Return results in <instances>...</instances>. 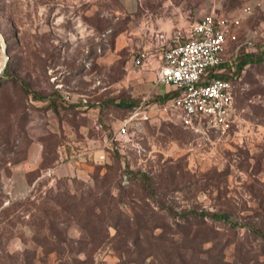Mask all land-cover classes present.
I'll use <instances>...</instances> for the list:
<instances>
[{
	"label": "rangeland",
	"instance_id": "374dc122",
	"mask_svg": "<svg viewBox=\"0 0 264 264\" xmlns=\"http://www.w3.org/2000/svg\"><path fill=\"white\" fill-rule=\"evenodd\" d=\"M197 1L141 0L130 17L118 0H0V61L7 56L8 65L0 79V264H264V238L252 230L264 232V0H219L227 16L249 7L240 31L256 37L255 62L240 67L250 52L229 49L216 73L241 77L229 134L197 136L157 110L126 154L115 151L104 162L96 156L85 173H47L15 198L5 178L35 138L48 147L58 142L46 132L47 109L68 113L65 123L78 125L81 108L65 90L84 92L88 108H98L97 130L107 136L144 98L159 104L137 80L142 68L132 58L144 49L149 23L162 27L165 18L190 15ZM165 207L177 216L227 212L239 225L193 213L179 219ZM126 219L141 220L138 245L118 235ZM159 236L158 248L137 256Z\"/></svg>",
	"mask_w": 264,
	"mask_h": 264
},
{
	"label": "built area",
	"instance_id": "2783aa9c",
	"mask_svg": "<svg viewBox=\"0 0 264 264\" xmlns=\"http://www.w3.org/2000/svg\"><path fill=\"white\" fill-rule=\"evenodd\" d=\"M251 13L248 7L241 16L228 18L209 11L190 23L183 36L168 40L162 33L154 34L151 47L140 50L131 64L140 68L151 65L153 83L171 86L175 95L159 104H147L144 98L134 105L111 126L96 160L104 162L115 151L126 154L157 110L170 112L176 124L194 135L229 134L236 123L235 88L241 77L209 74L225 62L227 42L237 40L235 27ZM253 38V34L247 35L243 45L254 50ZM73 95L87 103L85 95Z\"/></svg>",
	"mask_w": 264,
	"mask_h": 264
},
{
	"label": "crops",
	"instance_id": "0c3cea01",
	"mask_svg": "<svg viewBox=\"0 0 264 264\" xmlns=\"http://www.w3.org/2000/svg\"><path fill=\"white\" fill-rule=\"evenodd\" d=\"M118 1L121 4L123 12L130 17L135 16L141 8V0ZM195 6L196 7H193L192 10L189 9L190 15L187 14L188 11L186 10V12L184 11L183 14L181 12L178 16L165 18V22L161 25L162 27L159 26V21L157 20L155 22L156 24L152 22L149 23L144 32V37H141V43L144 45L143 47H151L153 35L156 33H162L168 40L176 35H185L190 23L196 21L200 16L209 11H214L219 15L229 18L238 16V14L232 16L225 15L223 12L224 3L219 0H202L201 2L198 0ZM235 32L237 34V40L227 42L224 50L225 59H227L226 57L229 54H233L234 52L237 53V50H239L241 46L244 47L246 52H254L250 47L243 45L247 35H254V33L249 31L245 33L243 37V31H240V26L235 27ZM229 49H231L233 53H230ZM129 78L130 76L128 79ZM137 78L139 82H142L141 86L147 88L149 94L156 96L159 100L166 95L175 94L171 86L162 83H153L154 71L151 65L142 67V73L139 74ZM65 92L69 98H73L70 101L73 103L72 105L75 108H81V111L76 113V118L82 122L77 120V126H69L65 123V119L69 115L68 113H55V111L50 108L45 111L43 117L49 122L46 126V132L51 135L53 140L55 139L58 142L48 147L45 140H43L44 138L37 135L39 137L31 141L23 158L9 165L8 174H5V178L10 184L11 194L14 198L26 194L35 181L39 180L42 175L47 173H52L60 177L87 172L90 167L89 163L101 151L102 141L107 135L97 130L98 123L96 122L98 120V108H88L86 103H81L80 99L73 95H85L84 92H77L74 90H65ZM67 95L64 94L63 98H67ZM62 134L64 136L61 141L60 138ZM77 146L80 148H77ZM97 146L99 147L98 150H96ZM74 235V232L70 233V236Z\"/></svg>",
	"mask_w": 264,
	"mask_h": 264
},
{
	"label": "trees",
	"instance_id": "16d2710c",
	"mask_svg": "<svg viewBox=\"0 0 264 264\" xmlns=\"http://www.w3.org/2000/svg\"><path fill=\"white\" fill-rule=\"evenodd\" d=\"M245 58L241 59L240 63H239V66H243L244 64L246 63H249V62H255L256 59H252V53H245ZM223 66L222 64L219 65L217 68ZM221 77V78H227V77H223V76H218L216 73H213V71L211 70L210 71V74H209V77ZM8 77V65L5 66L3 72H2V75L0 76V79L1 78H7ZM12 80L16 81V82H20L22 85H25L28 87V84H26L22 79L18 78V77H13L11 78ZM25 92L26 93H32V97L34 99H37V100H45L47 99V96L45 95H41L35 91H31L29 90V88H25ZM175 94H169V95H166L164 96L162 99L159 100L160 103H163L165 102L166 100H168L169 98H171L172 96H174ZM126 106H129L130 104L126 103L125 104ZM133 107V106H132ZM131 107V108H132ZM115 153V152H114ZM140 174L141 177H143V181H146V180H150V177L148 176V174L144 173V172H137ZM165 211L167 212L168 215L170 214H173L174 217H179L180 218H184L185 216L189 215L190 213H193L194 215H197L199 216L200 218H209L210 220H214V221H221V222H225V223H228L230 224L231 227H236L237 225H239V222L238 221H234L233 219L230 218V214L227 213V212H208V211H201L200 213H197L195 210H190L189 211V214L188 213H184L180 216H177L178 214L175 213L174 211H172L170 208L168 207H165ZM176 226H179V224H176ZM158 227V226H157ZM143 228V225L141 223V220L140 219H137L134 224L129 222L128 219H126L125 223L120 227V229L122 231H117L118 232V235H123V239L124 241H127L129 238H133V241H134V244L135 245H138V243L141 241V235H140V230ZM253 232H257L259 234V236L263 237L264 238V232H261L259 229H257V227L255 228H252ZM157 239H160L158 240V243L156 242H149L148 243V247L146 248H141V249H137L136 250V254L137 256H142L144 255L146 252H147V249H151V248H158V245H161V243H163V239L161 236L157 237ZM163 249H165L163 247ZM148 255L151 254V251H148L147 253ZM179 257H184V255H179ZM145 258V257H144ZM146 260V258L144 259V261ZM184 263H188L190 261H183Z\"/></svg>",
	"mask_w": 264,
	"mask_h": 264
},
{
	"label": "water",
	"instance_id": "95a60500",
	"mask_svg": "<svg viewBox=\"0 0 264 264\" xmlns=\"http://www.w3.org/2000/svg\"><path fill=\"white\" fill-rule=\"evenodd\" d=\"M6 61H7V56L5 57L2 65L0 66V73L3 71V68H4L5 64H6Z\"/></svg>",
	"mask_w": 264,
	"mask_h": 264
},
{
	"label": "bare ground",
	"instance_id": "6f19581e",
	"mask_svg": "<svg viewBox=\"0 0 264 264\" xmlns=\"http://www.w3.org/2000/svg\"><path fill=\"white\" fill-rule=\"evenodd\" d=\"M2 61H3V59L0 61V64L2 63ZM1 65H2V64H1ZM1 65H0V66H1Z\"/></svg>",
	"mask_w": 264,
	"mask_h": 264
}]
</instances>
